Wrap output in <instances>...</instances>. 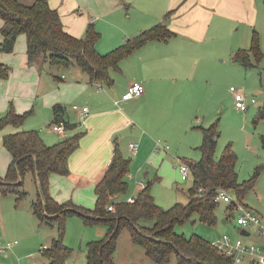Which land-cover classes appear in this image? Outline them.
Listing matches in <instances>:
<instances>
[{
    "label": "crops",
    "instance_id": "obj_1",
    "mask_svg": "<svg viewBox=\"0 0 264 264\" xmlns=\"http://www.w3.org/2000/svg\"><path fill=\"white\" fill-rule=\"evenodd\" d=\"M21 1L30 3L34 0ZM244 1L249 4L251 21L255 16V0ZM244 1L48 0L50 6L59 12L63 28L70 34L80 37L88 23H93L101 34L96 43L101 53L158 22H164L173 31V35L166 40L147 41L124 57L120 61V69L111 70L113 82L110 85L90 80L89 75L75 64H51L48 60L43 61L41 56L29 62L24 33L17 36L12 51H4L0 33V65L9 67L8 76L0 77V116L10 105L19 113L31 110L21 126H4V134L20 128L37 129L42 140L52 144L81 132L78 145L68 156V172L49 174V192L56 201H71L79 206L93 202L95 205L97 195L94 187L111 161L115 146L118 147L120 142L128 140V147L130 141L137 142L136 152H129L126 146H123V151L135 159L139 157L143 160L155 154L156 141H169L153 126L161 114L171 112L178 105L174 104L175 96L171 94L168 108L165 107L163 91L157 86L161 82L159 78L176 76L180 72L193 76L200 57L213 49L214 42L226 33V27L247 20ZM2 25L3 19L0 17V28ZM200 67L203 71L205 63ZM129 72L134 73L130 76ZM133 81L141 82L144 91L131 98L121 99ZM114 99L119 102L115 103ZM55 104L63 107L62 117L68 122L62 133L52 131L50 127L55 120ZM73 104L88 107L83 121L80 122ZM162 108L165 111L160 112ZM142 126L147 129V133L144 129L140 130ZM152 148L154 152L150 151ZM4 149L8 155L7 170L11 155ZM143 153L146 155L142 156ZM141 168L142 165H139L134 171L130 166L129 172L134 177ZM2 171L3 168L0 173ZM251 208L261 214L256 208ZM48 263L49 258L42 264Z\"/></svg>",
    "mask_w": 264,
    "mask_h": 264
},
{
    "label": "trees",
    "instance_id": "obj_2",
    "mask_svg": "<svg viewBox=\"0 0 264 264\" xmlns=\"http://www.w3.org/2000/svg\"><path fill=\"white\" fill-rule=\"evenodd\" d=\"M166 15V14H165ZM0 17L3 25L0 33L3 37L1 47L4 51L13 50L17 36H26L28 61L41 56L51 64L61 66L78 65L90 80L112 84L111 70L120 69V61L133 53L147 41L166 40L173 31L164 22H158L149 28L126 37L122 43L101 53L96 48L100 32L93 23H88L82 36L77 37L63 28L59 12L48 3V0H34L30 3L21 0H0ZM261 55L259 38L254 30L250 46L234 51L232 60L245 67L253 66ZM9 67L0 65V77L8 76ZM55 120H64L63 107L54 105ZM31 112H17L12 105L0 116V128L6 125L21 126ZM264 115V104L259 109ZM201 142L197 146L201 152L198 159L184 160L188 163L193 181L187 189L186 203L177 202L169 208L159 206L150 193L148 182L135 196L133 202H127L124 194L127 190V175L130 159L124 157L115 146L111 161L103 176L95 185L97 195L94 208L79 206L71 201L58 202L49 192V174L51 172L65 174L68 172L67 160L70 152L78 145L81 132L74 133L55 143L46 144L37 129H17L2 136V144L11 155L5 176H0V191L14 192L17 198L24 197L26 190H21L23 177L31 172L37 187L40 183L44 202L37 187V198L30 203L32 212L40 222L57 223L58 234L53 238L49 248H45L49 258L48 264H65L71 248L63 243L64 219L71 214L80 215L87 224L103 223L107 226L105 236L87 242V264H116L114 250L117 237L123 227H127L135 244L141 245L145 255L157 263H164L175 254L176 264H233L230 257L223 254L211 241L198 234L190 237L174 230V224L188 219L194 212L200 220L214 223V200L218 187L234 191L242 203L247 190L258 176L261 166L244 181L238 180L236 169V153L231 144H227L219 158L214 155L217 135V122L200 125ZM264 147V135H261ZM17 172L20 182L15 183ZM37 178V180H36ZM200 187L202 188L201 190ZM112 204L114 210L107 209ZM44 206V208H43ZM233 209V203H229ZM50 216V214L57 213ZM125 264H140L129 262Z\"/></svg>",
    "mask_w": 264,
    "mask_h": 264
},
{
    "label": "rangeland",
    "instance_id": "obj_3",
    "mask_svg": "<svg viewBox=\"0 0 264 264\" xmlns=\"http://www.w3.org/2000/svg\"><path fill=\"white\" fill-rule=\"evenodd\" d=\"M244 5L247 20H241L238 24L231 23L226 27L223 37L214 42V53L208 50L204 57H200L199 66L193 76L180 72L176 76L159 78L161 82H158L160 84L157 86L163 91L165 107L168 108L171 94L175 96L174 104L178 105L171 109V112L161 114L153 126L157 128L155 130L158 133L168 137L169 141L165 142L169 147L167 151L160 148L155 152L152 148L150 151L155 154L141 160L123 151V146H126L129 152H132L128 147V140L119 143L120 152L130 159V166L134 171L135 167L142 165L137 176L133 177L130 172L131 176L127 175L128 186L124 197L135 196L140 189L139 181L146 185L149 180L150 193L159 206L169 208L177 202L186 203L187 189L192 184L193 176L189 174L187 178L182 179L180 164L184 160L200 157L201 152L197 147L201 142L199 126L217 122L219 133L215 157L219 158L225 146L231 144L236 153L239 181L248 179L255 169L261 166L255 183L247 190L243 202L262 214L264 224V147L261 139V135H264V115H259V109L264 104V0H255V16L251 21L249 4L244 1ZM254 30L258 34L261 55L258 60L252 55L254 65L245 67L234 62L232 56L236 49L250 46ZM203 62L206 68L202 71L200 66ZM129 73L131 76L134 72ZM231 87L242 90L247 102L251 97H255L256 102L248 103L244 110L237 108ZM163 111L164 108L160 112ZM141 129L147 133L144 126ZM5 131L6 127L0 128V169L3 168L1 177L6 174L8 159L2 144ZM36 188L35 180L29 171L24 174L20 187L21 190H26L24 197L17 198L14 192L0 191V244L17 240L11 248L0 253V264H42L48 258L46 250L41 251L42 245L50 247L59 228L56 222H39L30 210L31 201L37 198ZM230 193L236 196L233 190ZM94 206L92 202L83 207L92 209ZM215 215V222L208 223L200 220L197 213L193 212L188 219L175 223L173 227L175 232L187 237L198 234L209 241L225 232L238 236L240 227L235 223L236 210L230 209L229 203L218 202ZM253 229L254 227L251 228ZM106 232L107 228L103 223L87 224L80 215H68L64 219L63 243L71 248V253L66 257L65 264H87V242L102 238ZM113 257L116 264H176L174 253L164 263H157L145 255L143 247L132 241L127 227H123L117 237Z\"/></svg>",
    "mask_w": 264,
    "mask_h": 264
},
{
    "label": "built area",
    "instance_id": "obj_4",
    "mask_svg": "<svg viewBox=\"0 0 264 264\" xmlns=\"http://www.w3.org/2000/svg\"><path fill=\"white\" fill-rule=\"evenodd\" d=\"M63 76V75H62ZM99 88L101 85L99 84ZM231 91L234 94L235 106L239 109H246L248 103L256 102L255 97H251L249 102L246 101V95L240 89L231 87ZM144 91V85L139 81H133L130 83L127 90L121 95V99H128L135 95H138ZM115 103H118V99H114ZM72 107L78 112L80 122L83 121L85 114L88 111L87 106H81L73 104ZM52 130L62 133L65 131L66 126L64 120H56L50 124ZM129 147L132 151L136 152L138 149L137 142L130 141ZM168 144L156 141L155 150L160 148L166 150ZM181 178L185 179L190 174V168L187 162L182 161L180 164ZM139 185L143 188L145 183L139 181ZM202 188L200 187L199 190ZM134 196L126 197L127 202H133ZM214 200L216 202L225 201L227 203H233V208L236 210L235 223L240 227L238 236H232L225 232L221 236L211 241V244L216 246L223 254L230 257L235 263L244 264H264V224L262 222V216L249 207L248 205L240 202L236 196L230 193V190L224 187H218L215 192ZM107 209L114 210V206L109 204ZM254 227L253 230L251 228ZM241 230H244L242 233ZM252 238V239H251ZM17 240H8L4 244H0V253L4 252L7 248H11ZM46 247L44 244L41 251Z\"/></svg>",
    "mask_w": 264,
    "mask_h": 264
},
{
    "label": "water",
    "instance_id": "obj_5",
    "mask_svg": "<svg viewBox=\"0 0 264 264\" xmlns=\"http://www.w3.org/2000/svg\"><path fill=\"white\" fill-rule=\"evenodd\" d=\"M0 49H1V48H0ZM20 179H21L20 174H19V172H17V179H16L15 183L20 182ZM36 180H37V178H36ZM37 187H38L39 193H40V195H41V197H42V201L44 202L43 194H42V192H41V188H40V183H39V181H37ZM43 208H44V206H43ZM57 214H58V212H57V213H54V214H50V216H54V215H57ZM241 232L243 233L244 230H241Z\"/></svg>",
    "mask_w": 264,
    "mask_h": 264
}]
</instances>
